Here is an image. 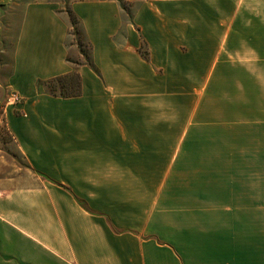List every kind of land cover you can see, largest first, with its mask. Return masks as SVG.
I'll list each match as a JSON object with an SVG mask.
<instances>
[{
    "label": "crops",
    "instance_id": "0c3cea01",
    "mask_svg": "<svg viewBox=\"0 0 264 264\" xmlns=\"http://www.w3.org/2000/svg\"><path fill=\"white\" fill-rule=\"evenodd\" d=\"M147 3L137 28L99 26L98 73L65 99L42 85L76 72L66 28L24 13L2 84L31 118L0 143V264H264V0Z\"/></svg>",
    "mask_w": 264,
    "mask_h": 264
},
{
    "label": "rangeland",
    "instance_id": "374dc122",
    "mask_svg": "<svg viewBox=\"0 0 264 264\" xmlns=\"http://www.w3.org/2000/svg\"><path fill=\"white\" fill-rule=\"evenodd\" d=\"M147 4V0H0V143H9L13 140V136L7 129V123L11 118L16 116L21 121H27L31 118L28 111L29 104H26L31 102L32 99L19 93L10 84H2L5 82V75L9 71L4 58L7 50L4 52V49L10 46L12 57L16 45L14 34L21 28L24 13L29 10L49 9L59 17L62 25L66 28L68 61L76 68V72L72 73H77L81 77L78 70L82 73L85 69H91L98 73L94 64L93 49L98 44L99 26L107 29L111 26L112 21L113 27V16L117 15L122 19L121 26L123 28L132 26L137 28L134 17L137 13L141 14ZM157 5L161 6V4ZM110 13L111 19L110 17L106 19L105 16ZM100 22L102 23L99 24ZM7 33L11 36V44L5 42ZM120 37L124 38V35ZM140 53L142 56L149 54L146 44H142ZM47 82L42 87H45V90L54 96L53 91L47 86ZM55 85L58 86L57 97L65 99L60 95L61 91H67L65 88L62 89L63 83L55 82ZM40 90L38 89L39 93ZM15 95L20 99L19 104L11 105L10 100ZM53 121L66 120L53 119ZM2 147L3 158L1 162L5 164V170H20V173H32L30 164L15 147L9 145L8 147L4 145Z\"/></svg>",
    "mask_w": 264,
    "mask_h": 264
},
{
    "label": "trees",
    "instance_id": "16d2710c",
    "mask_svg": "<svg viewBox=\"0 0 264 264\" xmlns=\"http://www.w3.org/2000/svg\"><path fill=\"white\" fill-rule=\"evenodd\" d=\"M146 59L147 56H144ZM55 82L63 83L62 89H67L66 92L61 91V97L63 98H74L79 97L82 94V81L81 77L77 73H70L64 76H60L54 79H51L47 82V86L53 91L54 96H58L57 90L58 86L55 85Z\"/></svg>",
    "mask_w": 264,
    "mask_h": 264
},
{
    "label": "built area",
    "instance_id": "2783aa9c",
    "mask_svg": "<svg viewBox=\"0 0 264 264\" xmlns=\"http://www.w3.org/2000/svg\"><path fill=\"white\" fill-rule=\"evenodd\" d=\"M19 101H20L19 97H18L17 95H15V96H13V97L11 98V100H10V104H11V105H16V104H19Z\"/></svg>",
    "mask_w": 264,
    "mask_h": 264
}]
</instances>
